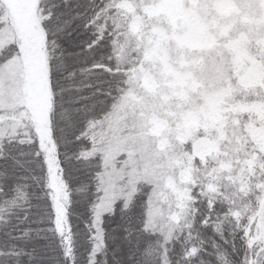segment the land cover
<instances>
[{"label":"snow or ice","instance_id":"6c2138e0","mask_svg":"<svg viewBox=\"0 0 264 264\" xmlns=\"http://www.w3.org/2000/svg\"><path fill=\"white\" fill-rule=\"evenodd\" d=\"M0 264H264V0H0Z\"/></svg>","mask_w":264,"mask_h":264}]
</instances>
